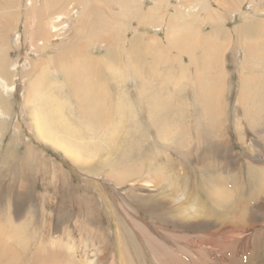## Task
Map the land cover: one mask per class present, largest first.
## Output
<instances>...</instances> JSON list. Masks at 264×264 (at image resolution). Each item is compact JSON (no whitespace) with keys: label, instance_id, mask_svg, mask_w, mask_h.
Returning <instances> with one entry per match:
<instances>
[{"label":"rangeland","instance_id":"rangeland-1","mask_svg":"<svg viewBox=\"0 0 264 264\" xmlns=\"http://www.w3.org/2000/svg\"><path fill=\"white\" fill-rule=\"evenodd\" d=\"M25 1L27 5L31 2ZM197 1L206 6L210 15L217 12L221 16V27H217L221 37H212L209 48L206 45V49L201 47V39L193 41L192 36L200 29L206 34L210 26L201 28L203 18H193L191 12V16L186 12L179 31L184 30L182 33L186 40L182 38L180 44L188 53L179 56V46L175 44L170 49V37L165 35L163 28L155 30L148 27L137 34L148 38L150 46L146 51L140 46L135 50L138 54L135 51L130 55L124 51L122 55L118 54L123 44L126 46V41L134 36L133 29L138 24H145L140 18L131 22L129 15L125 14L119 18L121 25L113 36L120 42L114 57H110V48L104 46L89 51V45L83 43L84 47L81 46L75 33L70 37L73 41L71 46L66 45L68 48L60 45L59 52L53 49L44 51L42 60L54 58L57 67L46 69L43 75L39 66L32 75H28L29 63L37 64L39 60L30 33L28 37L24 34L25 18L16 10L0 15V24L6 22L10 33H13L11 44L0 46L3 52L0 55V79L16 86L14 91L3 93V96L0 91V263L36 264L33 258L36 254L44 261L43 264H57L60 257L67 260L70 254V259L80 264H83L85 256H88L89 264H115L113 259L117 252L113 235L118 230L123 237L128 264H206L205 260L211 264H219L220 261L221 264H264V197L259 189L260 186L264 188V183L260 182L264 176L259 178L264 172V52L261 56L254 54L260 44L264 47V0H241L238 5H227L220 0ZM171 4L174 5L175 0H171ZM18 5L19 0H14V7ZM169 12L168 15L174 13L172 8ZM27 13L29 16L30 9ZM251 27L260 30L262 36L249 38L253 49L250 58H246L243 44L247 39L240 36V31ZM84 28L90 30L91 35L96 34L94 27ZM5 34L0 32V36ZM80 38L84 42L85 38ZM34 39L37 40L36 37ZM100 40L105 41L103 38ZM211 55L218 60L220 58L219 69L222 67V72L214 79L204 75L203 82L209 86L203 90L207 92L203 95L209 96L207 105L211 103L213 109L222 112V119L200 120L203 105L199 104L198 93L202 90L198 85L199 73L202 72L198 70L201 67L198 70L191 68L183 75L177 68L182 60L184 68L191 62L204 67L206 63L202 60H208ZM67 64L75 69L81 68L75 71V75L86 79V89H96L93 94L96 98L102 97L101 106L109 116L118 109V100L124 101L126 129L118 131L123 139L119 146L108 144L110 137L103 136L109 129L105 125L97 123L93 132L87 128L91 122L85 113L86 106H78L73 88L64 80L68 73L63 68H67ZM15 72L19 75L17 78L15 75L7 76ZM35 78L44 86L51 105L56 110L62 109L71 123L86 131L78 138L85 146V152L80 156L65 154L38 138L32 122L35 105L28 104L26 100L27 87ZM253 78H256L255 82L250 81ZM172 98L184 99L176 109L180 112L176 115L180 120L174 128V124L168 123L169 120L174 122L173 115L168 112L160 132H166L167 123L171 132H175L168 139H162L156 129L162 120L148 116L147 111L173 109L176 104H172ZM42 110L46 112L51 108ZM47 121L50 127L53 126L49 128L55 132V137L68 139L63 136L65 131L60 122L53 125ZM69 144L74 145L71 140ZM130 170H138L142 174L127 178L124 175ZM115 171L122 172V179L117 180L120 175H113ZM149 173L151 177L160 174L161 181L166 179L179 187L185 185L190 193L185 197L178 194L181 198L177 196L178 199L175 197L174 201L171 198V201L164 197L171 193L170 186L163 182L156 186L153 182L155 189L152 195L144 197L137 187L144 174ZM216 175L232 178L234 188L231 189L230 201L237 209L231 221L236 239L229 248L218 237H210L218 229L202 225L204 221L212 223V220L197 216L189 209L186 215L190 216L184 220L181 217L183 211L176 209L179 204H188L189 207L191 198L196 196V188H203L202 180L215 179ZM201 195L207 197L204 192ZM173 208L176 218L181 215V222L172 217ZM198 221L202 222L199 228H191L187 224ZM209 242L215 244L212 251L209 250Z\"/></svg>","mask_w":264,"mask_h":264},{"label":"bare ground","instance_id":"bare-ground-1","mask_svg":"<svg viewBox=\"0 0 264 264\" xmlns=\"http://www.w3.org/2000/svg\"><path fill=\"white\" fill-rule=\"evenodd\" d=\"M129 1H134V0H38V1L31 0L29 5L26 4L25 0H19V5L17 7H14V0H0V15L10 13L11 11L16 10L17 12H19V14L21 13L23 18H25V20H26L23 23L24 34H25V37H28L29 33H30L31 38L34 42L33 47L35 50V54L37 55V59L39 60V62L37 64H30L29 63L30 74H28V75H32L34 73V70L38 66L41 68L40 70H43V71H41L42 75L46 72V69L56 66V65H54L55 64L54 58L50 57L47 61L42 60L44 55H45L44 51H46L47 49H53L54 52L55 51L59 52L60 45H63L61 47H64L66 45L71 46L73 41L70 40V37L73 36L75 33H77L76 38L78 40H80L81 46L83 45V43H84V45H89V48H88L89 51L92 48H96V50H99V48L101 49L104 46V47H107L108 49L110 48V50H109L110 57L111 58L114 57L118 51L117 46H118V44H120V42H118L115 39V37H113V36L115 35V32L120 28L121 19H119V18L125 16V14L129 15V21H131V22L132 21H138L140 18V19L145 21V24H138V26L133 29L134 30V36L131 39H128L126 41V46H124V44H123V46L121 45L122 48L120 49V51L118 53L121 55H122V51H124V53H127L129 55H130V52H132V54H133V52L135 50H137V48L140 46H143L145 48V51L147 48H149L150 42L147 41L148 38L145 35L140 34L141 37L137 35L141 29L148 28V27L150 29L155 28V30L163 28L166 31L165 35L170 37V40H168L169 41L168 45L170 46V49H172L175 44L179 46V50L177 52V54L179 56L182 55L181 53H184V54L188 53V50H185V47L180 44L182 38L185 39V37H184L185 34L182 33L184 30L180 29V31H179V25L184 22V21H182V18H183V15L186 14V12H189V15L191 12L193 15L192 16L193 18L194 17H196V19L197 18L199 19L200 17L203 18V21H202L203 23L201 24V28L206 27L207 25L210 26V28H209L210 31L207 32L206 34H203L202 29H200L199 31L196 32V34H194L192 36L193 41L196 39H199V38L201 39V42H200L201 47L202 46L204 47L206 45L209 48L210 44H212V42H213V40L211 39L212 37H218V38L221 37V34H220L219 30L217 29V27H221V16H220V14H218L217 12H214L212 15H210L206 6L204 4H200L197 0H175L174 5L171 4V0H138L137 2H132V3H129ZM220 1L226 3L227 5H234L235 3H236V5H238L241 0H220ZM113 6H117V7L114 8ZM171 8L173 9L174 13H171V15H168V14H170L169 9H171ZM28 9H30L29 16L27 13ZM115 10H117V12ZM178 14H180V15H178ZM28 23H30L31 25H29ZM191 24H194V22L193 23L191 22ZM198 24H197V26H198ZM86 26H89L90 28H92V27L95 28L96 34H94V35L96 37H91L94 35L90 34V30L87 31L86 28H84ZM193 26H195V25H193ZM127 28H129V27H127ZM127 28H126V30H127ZM84 30H86L87 33H85ZM0 32H3V34L7 33L5 35L0 36V46L3 44L10 45L11 44L10 40L13 38V33H10V29H9L6 22H2V24H0ZM82 33H83V36H82ZM108 33L110 34L109 36H107ZM252 35H257L260 37V36H262V32L256 28H254V27L248 28L244 31L243 30L240 31V36L244 39H247L246 43L243 44V46L245 47L246 58L247 57L250 58V56L252 54L253 42H251V40L249 39L250 37H252ZM79 36L85 38L84 42H81V38ZM35 37L37 38V40L34 39ZM124 37L125 36L122 37V40H124ZM101 38L105 39V41L100 40ZM125 39H126V37H125ZM187 39H189V38H187ZM227 39L228 38H225L224 40L227 41ZM110 40H111V43L115 47L110 43ZM17 42H19V39L17 40ZM84 45H83V47H84ZM248 45L250 46L249 49H248ZM68 46H66V48H68ZM211 46H213V45H211ZM218 48H219V45H218ZM64 49H65V47H64ZM62 50H63V48H62ZM255 50H256L254 53L255 56H261V54L264 52V47L262 46V44H260V46L256 47ZM89 51L87 53H89ZM145 51L143 53H145ZM135 52L137 53V51H135ZM2 53L3 52L1 50L0 55ZM136 53H134L135 57H136ZM74 55H75V53H74ZM80 55H83V54H80ZM56 56H58V55H56ZM59 56H60V54H59ZM217 56H218V54H217ZM183 57H184V55H183ZM81 58H83V57H81ZM203 58H206V56L203 55ZM208 58L210 60L209 59L206 61H205V59L202 60V61H204L202 63H206V66L204 65V67L196 66L194 62H191V63H189V65H187V67L184 68L183 60H182L179 63L177 70L180 72L181 75H183L184 72L188 73V71L191 68H194V69L196 68V70H198L201 67L198 70V72H202V73H199L200 74V83L198 86L202 91H200L201 93H198V97H199V104H202L203 108L200 109L199 118H200V120H212L213 117H214V119H218V118L222 119V116H220V114H222V112L220 113L217 108L213 109L212 105L210 106L211 103H209V105H207L208 101L210 100V99L207 100V98L209 96H207V98H206V96L204 97V95H203V94L206 95V93H207L206 91L203 92V90L207 89V86H209L203 82L204 75L208 74V75H210V77L212 79H214V78L219 77L218 73L222 72V67L219 69V64L221 65V63H222L220 58H219V60L221 63H219L218 58L214 55H211ZM107 59H109V58H107ZM190 59L194 60V58H190ZM89 63L92 64L91 60L89 61ZM147 63H149V62H147ZM1 64H4V63H1ZM94 64H96V63H94ZM74 65H75V63H74ZM83 67H84V65H83ZM93 67H94V65H93ZM1 69H2V67H1ZM54 69H55V67H54ZM56 69H58V68H56ZM79 69H81V68L77 69V67H76V69H75L74 66H69V65L67 68L64 67L63 70L66 73H68L64 76L65 77L64 80H67V82L73 88V91L75 92V95L77 97L78 106L79 107L80 106L81 107L86 106L85 113L87 115L88 120L91 122V124L89 126H87V128H90L89 131L93 132L94 129L97 127L96 126L97 123H99V125H105V127L109 128V129L107 128L108 130L106 129L107 131L103 135V136L108 135L110 137V143H108L109 141L107 143L112 147H116L117 145L119 146L120 144H122L123 139L120 138L121 136L118 134V131L122 128L126 129V119H125V112H124V106H126V105H125L124 101L118 100V102H119L117 104L118 109L115 111V113H113L111 116H109L107 114V112L104 110L105 109L104 106H101V101H102L101 98L102 97L96 98L95 95L93 94V91H96V89L93 91H90L89 88L86 89L84 86L86 79L75 75V71L79 70ZM97 69H99V67ZM97 69H95V70H97ZM30 70H32L33 72ZM100 70H101V68H100ZM0 72H1V70H0ZM99 72H101V71H99ZM143 72L144 71H142V73ZM79 74L80 73L78 72V75ZM8 75H11V76L15 75L14 78H17L19 76L17 72L8 73L7 76ZM255 79L256 78H253L250 81L255 82ZM222 84H221V86H222ZM253 84H255V83H253ZM212 85H213V83H212ZM218 87H220V86H218ZM15 89H16V86L11 85V83L8 84V82H6L5 80L0 79V91H1L2 96H3V93H8V92L14 91ZM210 90H211V88H210ZM213 91H214V89H213ZM27 92L29 95V96L27 95L28 97L26 96L27 103L31 104V105H33V104L35 105V106H33L34 110H33L32 122H33V125L35 127V131H36L38 138L53 144L54 146L63 150L65 152V154H70V156L72 155V156L76 157V156H80L81 154H83L85 152V146L83 147L81 145V143L78 141V138H81V136L86 131L81 126L74 125L73 123H71V121H69V119L64 116L62 109L56 110L54 108V106L51 105L50 99H48L49 95L44 92V86L41 85V83L38 81L37 78H35V80H33L32 83L30 82V84L27 87ZM75 95H73V96H75ZM211 96L213 98V95H211ZM172 99H173L172 104H176V105L172 106L173 109H159V110L150 109L147 111L148 116L153 115L156 118L162 120L161 123L159 124V126L156 128V129H158L157 132H158L159 136L162 137V139H168V137L175 132V130H174V132H171V130L169 129L168 123L174 124L173 127L176 128V125L178 124V122L180 120L176 116V115H180V112L177 111L176 109L178 108L179 105H181V103L184 99L182 101H181V99H178V98H172ZM177 100H179V103H176ZM27 103H26V106H27ZM108 103L110 104L111 101L108 100ZM44 104H46L47 106ZM244 104H246V103H244ZM161 105L162 104H160V106ZM45 106L51 108V110L43 112L42 109L46 108ZM262 108H264V107H262ZM84 109H85V107H84ZM263 111L261 110L260 113H262ZM168 112L173 115L171 118L174 119V122L169 120L168 123L166 124V132L165 131L160 132L159 128L163 123L166 122L167 114H169ZM246 112H247V110H246ZM0 115H2L1 107H0ZM52 117H54V119L57 118L58 121L53 120ZM114 118H116L115 121H114ZM47 119L50 120L49 121L50 124H53V125H55V123L60 122L63 126V131H65L63 136L66 135V138H68V139H66V140L63 138L58 139L57 137H55V135H54L55 132L52 131V129H50L53 126L52 125H51V127L49 126ZM183 119L185 120V118H183ZM152 122L156 123L155 121H152ZM125 129H123V130H125ZM70 140L74 143V145L69 144ZM106 140H107V138H106ZM79 161H81V160H79ZM87 162H89V161L87 160ZM140 167H139V170L142 169V165ZM259 168H260V166H259ZM114 169H117V168H114ZM109 170L111 171V169H109ZM110 171H109V173H110ZM116 171H115V173L113 172L114 173L113 175H120V176H117V180L122 179V177H123L122 172H121L122 170L118 173ZM260 171L263 172L262 169H259V172ZM106 172H108V171H106ZM263 173L261 175L259 174L260 177L259 176L258 177L261 178V176H264ZM137 174L141 176L142 172H140L138 170H136V171L130 170L124 176H126L127 178H131ZM150 174L151 173H149V175L144 174V176L142 177V179L140 181V183L141 182L142 183L140 184V186L137 187L138 190H140V189L142 190L141 193H143L144 197H149L152 195V192L155 189L154 188L155 185L153 184V186H152L153 182H156L155 183L156 186H158V183H162V182L164 185L167 184L170 186V188H171L170 190H172L171 193L167 194L166 196L164 195V197L167 199H170L171 201H173V200L175 201L176 200L175 197L178 199V197H179L178 194H180L181 197L182 196L185 197L188 195V193H190V192H188V189L185 187V185L184 186L182 185L183 187L182 186L179 187L178 185H173V184L169 183V181L167 182L166 179H164L163 181H161L162 179L159 180L160 174L158 176L156 174L154 177H151ZM104 175L105 174H103V176ZM108 176H110V174H108ZM202 182H203V184H202L203 188H201V189L199 187L196 188V196L194 198H191L192 204H189V207H188V204H185V205L179 204L180 205L179 206L176 203L178 205V206H176V207H178L176 209H178V212L180 210L183 211V212L180 211L181 215H182V216L181 215L180 216L183 217L182 219H184V220H185V218L190 216V215H188V216L186 215V211L188 213V209H189V211H191V213H193L197 216H202V218L212 220L213 221L212 223L205 222V221L202 223L201 221H198V222H195L194 224H192L193 222H187V224L191 228H199V227H201L200 224L202 223L203 226H207V227L210 226L212 229L213 228L218 229L217 231L212 232L210 234L211 235L210 237H213V238L218 237L220 240H222L221 242L224 245H226V247L229 248L230 246H232L234 239H236L235 238L236 235L233 232V225H232L233 222H231L232 220H234L235 209H236L235 208L236 205H234L230 201L231 189H234L233 184H232V178H228L225 176L219 177L216 175L215 179H213V178H209L206 180L203 179ZM260 182L264 183V178L261 179ZM262 183H261V185H263ZM229 185H230V188H228ZM95 188L99 190V188L97 186H95ZM254 188H255V186H254ZM259 189H260V192L263 194V197H264V188H262L260 186ZM170 190H169V192H170ZM203 192L206 194L207 197H203L204 195L203 196L201 195ZM255 193H256V191H255ZM251 195L253 197L255 196L254 193H251ZM102 197H103V195H102ZM181 197H179V198H181ZM263 197H261V198H263ZM171 198H173V200ZM172 203H174V202H172ZM123 211H125V210H123ZM240 211H241V209H240ZM172 212H173V216L172 215L171 216L174 217V219L178 218V221L181 222L182 220L180 219V216L176 218L175 208L172 209ZM195 218H197V217H195ZM229 223H230V225H229ZM178 225H179V223H178ZM180 225H182V224H180ZM130 226H132V225H130ZM133 229H134V227H133ZM135 230H137V229H135ZM114 233H116V234H114V235L112 234V235H113V237H115L114 240L116 242L117 257L115 259H113V261L115 262V264H128L126 259H125V256H124V252H125L124 247L125 246L123 245V242H122L123 237H121V233H119L118 230H116V232H114ZM241 234H243V233H241ZM210 239H212V238H210ZM160 241H162V240H160ZM208 245L210 247L209 248L210 251H212L215 248L214 247L212 249V246L213 245L215 246L214 243L209 242ZM227 251H228V249L226 250V252ZM71 257L72 256L70 254L67 255V260H69L68 262H66L67 260L62 259L60 257L57 264H80V263H78V261H77V263L72 261L73 258L71 260L70 259ZM33 258H34V261L36 264H43L44 263V261L41 258L37 257L36 254H33ZM84 258L86 260L84 259L85 262L82 260L83 264H89V263H87V261L89 260L88 256H85ZM90 260H92V259H90ZM204 262L206 264H211L210 263L211 261L209 262V261L205 260ZM214 262H216V261H214ZM214 262H212V263H214ZM220 262H219V264H221ZM0 264H2V263H0ZM90 264H92V263H90Z\"/></svg>","mask_w":264,"mask_h":264}]
</instances>
